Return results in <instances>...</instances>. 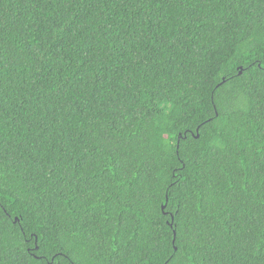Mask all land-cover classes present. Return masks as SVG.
<instances>
[{
    "label": "trees",
    "instance_id": "16d2710c",
    "mask_svg": "<svg viewBox=\"0 0 264 264\" xmlns=\"http://www.w3.org/2000/svg\"><path fill=\"white\" fill-rule=\"evenodd\" d=\"M0 264H264V0H0Z\"/></svg>",
    "mask_w": 264,
    "mask_h": 264
},
{
    "label": "water",
    "instance_id": "95a60500",
    "mask_svg": "<svg viewBox=\"0 0 264 264\" xmlns=\"http://www.w3.org/2000/svg\"><path fill=\"white\" fill-rule=\"evenodd\" d=\"M18 218H16V220H17Z\"/></svg>",
    "mask_w": 264,
    "mask_h": 264
}]
</instances>
